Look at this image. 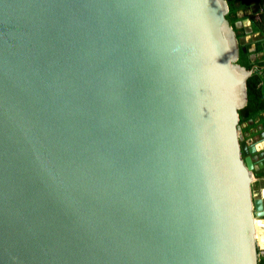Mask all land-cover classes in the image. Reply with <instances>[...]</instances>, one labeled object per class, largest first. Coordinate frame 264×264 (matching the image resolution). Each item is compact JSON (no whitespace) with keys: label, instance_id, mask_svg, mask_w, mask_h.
I'll use <instances>...</instances> for the list:
<instances>
[{"label":"water","instance_id":"water-1","mask_svg":"<svg viewBox=\"0 0 264 264\" xmlns=\"http://www.w3.org/2000/svg\"><path fill=\"white\" fill-rule=\"evenodd\" d=\"M227 0H0V264H258Z\"/></svg>","mask_w":264,"mask_h":264},{"label":"trees","instance_id":"trees-1","mask_svg":"<svg viewBox=\"0 0 264 264\" xmlns=\"http://www.w3.org/2000/svg\"><path fill=\"white\" fill-rule=\"evenodd\" d=\"M228 13L226 19L235 31L238 45L239 57L237 63L244 66L248 70H252V74L247 78V103L238 110L240 121L244 122L253 121L257 117H261L264 113V0H227ZM260 7L258 11H251L249 14L240 16L239 11H245L251 5ZM250 20L251 32L247 33L244 26H237V22L245 17ZM252 38L245 39L247 34L252 35ZM254 44V49L250 50L251 45ZM262 52L261 57L252 59V54ZM252 126V125H249ZM258 264H264V254L259 256Z\"/></svg>","mask_w":264,"mask_h":264},{"label":"crops","instance_id":"crops-1","mask_svg":"<svg viewBox=\"0 0 264 264\" xmlns=\"http://www.w3.org/2000/svg\"><path fill=\"white\" fill-rule=\"evenodd\" d=\"M260 7H256V5H251L250 8L244 11V15L249 14L251 11H258ZM245 22H247L244 27L246 28V32H251L250 20L246 16L244 18ZM257 35V33H253L252 35L247 34L245 39L252 38V36ZM254 49V44L251 45L250 50ZM262 52L258 54H252V59L254 60L256 57H261ZM264 67V66H263ZM252 125V126H249ZM264 132V113L261 117L255 118L253 121L244 122L241 124V133L243 137L249 141L258 140L260 137L259 133ZM264 134V133H263ZM255 180L252 183V191H254V196L257 198H264V167L259 168L257 172H255ZM260 191V192H259ZM257 245L260 248H264V217L258 219V228H257Z\"/></svg>","mask_w":264,"mask_h":264},{"label":"rangeland","instance_id":"rangeland-1","mask_svg":"<svg viewBox=\"0 0 264 264\" xmlns=\"http://www.w3.org/2000/svg\"><path fill=\"white\" fill-rule=\"evenodd\" d=\"M243 14H244V11H242V10L238 12V15H240V16H243ZM246 24H247V22H245L244 19H242L241 21L237 22V26H238V27H240V26H244V25H246ZM259 192H260V191H259ZM253 194H254V191H253ZM254 197H256V195H255Z\"/></svg>","mask_w":264,"mask_h":264},{"label":"built area","instance_id":"built-area-1","mask_svg":"<svg viewBox=\"0 0 264 264\" xmlns=\"http://www.w3.org/2000/svg\"><path fill=\"white\" fill-rule=\"evenodd\" d=\"M262 11L264 12V7L262 8ZM258 251H259V256L264 254V248H260V246H258Z\"/></svg>","mask_w":264,"mask_h":264}]
</instances>
